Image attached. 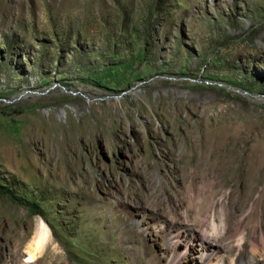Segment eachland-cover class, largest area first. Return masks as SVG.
I'll return each mask as SVG.
<instances>
[{"label": "rangeland", "instance_id": "rangeland-1", "mask_svg": "<svg viewBox=\"0 0 264 264\" xmlns=\"http://www.w3.org/2000/svg\"><path fill=\"white\" fill-rule=\"evenodd\" d=\"M260 172L264 0H0V264H264Z\"/></svg>", "mask_w": 264, "mask_h": 264}, {"label": "bare ground", "instance_id": "bare-ground-1", "mask_svg": "<svg viewBox=\"0 0 264 264\" xmlns=\"http://www.w3.org/2000/svg\"><path fill=\"white\" fill-rule=\"evenodd\" d=\"M264 176V172H260ZM220 191V190H219ZM256 191V188H251V189H245V196H250L252 193ZM260 194V201L258 202V206H261L264 208V187L261 189ZM213 195V194H212ZM210 197H212L210 195ZM257 203V202H256ZM256 203H254L256 205ZM257 206V205H256ZM200 213V212H199ZM197 214L195 224L192 228V232H197V233H190L191 234V240L193 242V245L196 247L198 246L200 250L204 252L202 255L204 259L207 261L214 259L215 253L219 250H221L222 246L221 243L226 240L227 234L224 233L220 236H217L216 234H205L206 231L205 229L208 228V216L207 212H201L200 214ZM254 214H251L248 217V222H251L253 219ZM215 218L218 220V215H215ZM37 224V229L31 239V241L28 243L25 254L27 255V259H32L35 257L40 256L44 250L46 249L47 245L50 244L51 240V231L49 226L45 223V221L41 218H37L36 220ZM225 229L228 227L229 223L228 220L223 221ZM205 228V229H204ZM199 232V233H198ZM186 236H189V232L185 233ZM261 239L263 238L262 235L260 237ZM248 237L243 236L239 240V249H244L248 245ZM197 250V249H196ZM260 253L259 247L256 243V241L252 242V247L251 251L247 254L245 258H239L235 264H260L259 260L257 259L258 255ZM217 264H224L218 262Z\"/></svg>", "mask_w": 264, "mask_h": 264}]
</instances>
